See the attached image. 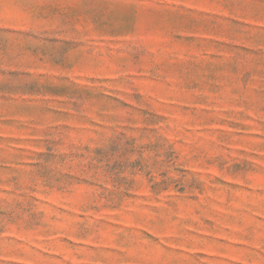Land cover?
<instances>
[{"label": "rangeland", "instance_id": "rangeland-1", "mask_svg": "<svg viewBox=\"0 0 264 264\" xmlns=\"http://www.w3.org/2000/svg\"><path fill=\"white\" fill-rule=\"evenodd\" d=\"M0 264H264V0H0Z\"/></svg>", "mask_w": 264, "mask_h": 264}]
</instances>
